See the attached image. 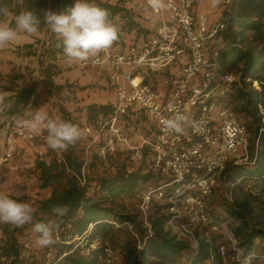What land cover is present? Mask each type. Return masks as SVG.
Here are the masks:
<instances>
[{"label":"trees","instance_id":"obj_1","mask_svg":"<svg viewBox=\"0 0 264 264\" xmlns=\"http://www.w3.org/2000/svg\"><path fill=\"white\" fill-rule=\"evenodd\" d=\"M131 1L93 0L108 10L109 19L119 29V38L110 47L114 51H126L144 41L157 28V17L148 8L136 9L138 5L131 4ZM229 1L223 11L226 29L207 41L205 50L208 56L214 50L218 51L220 73L236 70L239 74L238 81L230 87L227 101L245 127L249 157L241 163L227 162L221 173L222 181L232 184V201L225 197L223 187L215 189L203 200L212 215L227 223L237 248L246 257L264 254V135L258 134L257 116V104L264 105V0ZM73 3L74 0H25L22 6H18L17 0H0V7H8L13 12H18L20 7H29L42 17L45 10L62 11ZM49 34L47 44L43 41L46 46L42 45L38 59L42 81L47 86L45 96L56 88V93L61 95L60 119L77 126L80 115L73 118L64 106L71 103L72 96L79 91L80 85L75 81L65 83L66 80L70 82L73 71L80 69L78 65L76 67L79 61L69 62L59 46L60 38L51 31ZM220 42L224 43L222 48L218 47ZM55 75L62 77L63 82L60 80L56 85L53 82ZM253 81L259 82V90L251 87ZM7 89L13 93L3 103L4 119L14 125L28 109L35 110L41 96L33 84ZM86 107L83 110L84 122L93 124L98 117L111 113L112 103ZM124 124L130 138L143 139V159L132 171L128 170L132 155L130 149L121 152L122 157L112 154L106 161L94 156L84 167L86 180L83 186L76 178L81 175L84 165L76 145L66 150L65 164L55 160L37 162L39 193L27 199L36 209L33 223L61 221L59 241L42 247L52 253L51 264H257L253 257L248 261L230 260L233 256L231 249L227 258L222 259L216 245L221 240L217 241L215 233L204 235L206 226L195 229L197 246L193 248L188 240L170 229L168 205L154 196L146 211L148 225L144 224L140 213L127 211L140 205L144 185L155 188L164 182L165 177L150 168L148 146L154 138L155 125L148 122L142 109L133 108L128 111ZM26 150V147H21L18 157L29 156ZM43 191L49 195L43 196ZM193 194L196 195L195 192ZM9 196L24 202L21 196ZM55 205H66L67 214L62 218L55 216L52 212ZM30 227L33 226L30 224ZM6 229L7 226L0 238L1 254L8 258L3 264H42V252L32 250L27 253L22 248L15 233L22 228H14L10 232Z\"/></svg>","mask_w":264,"mask_h":264},{"label":"built area","instance_id":"obj_2","mask_svg":"<svg viewBox=\"0 0 264 264\" xmlns=\"http://www.w3.org/2000/svg\"><path fill=\"white\" fill-rule=\"evenodd\" d=\"M229 2L225 0V5ZM194 3L195 0H160L161 6L155 7L152 0H144L158 19L155 31L126 51L109 48L83 62L107 71L115 93L111 113L98 117L84 130L93 139L91 142L103 141L101 155L125 151L131 148V138L123 127L125 117L133 106L142 109L148 122L156 128L148 146L150 168L158 171L165 180L145 191L140 208L146 212L154 196L168 205L170 229L188 240L193 248L197 246L195 229L202 225L206 226L204 235L215 233L222 236L223 242L216 243L222 259L227 258L230 248L233 250L231 259L248 261L253 257L257 264H264V254L244 257L227 223L205 208L203 197L220 187L225 190L227 200L232 201V184L223 182L220 176L227 162L247 161L249 144L244 125L227 101L230 87L238 81L239 74L220 73L218 51L214 50L208 56L205 50L207 41L225 31L226 18L222 15L211 21L208 15H196L192 11ZM223 46L222 42L218 45L219 48ZM176 61L180 64L179 73L166 71L161 78L154 76ZM201 70L202 75L198 77ZM251 87L259 90L260 84L253 81ZM177 113L198 122V130L186 127L182 134L166 130L161 124L162 119L174 117ZM257 116L258 134L264 135V105L261 103L257 104ZM27 121L29 119L22 120L15 127L7 125L4 147L0 152L1 165L7 164L14 169L37 165L34 161L13 164L18 140L29 145H34L36 140L46 141L47 132H30L24 126ZM53 151L54 160L65 164L62 150ZM35 152L38 161L48 162L40 148L36 147ZM141 157L140 149L131 155V159ZM83 168L84 165L81 175L76 176L81 186L85 184ZM145 224L148 225L146 220Z\"/></svg>","mask_w":264,"mask_h":264},{"label":"clouds","instance_id":"obj_3","mask_svg":"<svg viewBox=\"0 0 264 264\" xmlns=\"http://www.w3.org/2000/svg\"><path fill=\"white\" fill-rule=\"evenodd\" d=\"M25 0H17L22 6ZM153 6L160 7V0H152ZM220 0H212L213 7ZM11 18V20L9 19ZM46 25L60 40L63 54L72 61H87L92 56L109 49L118 40L119 29L109 19L107 9L100 7L93 0H74V3L62 11H43L42 17L29 7H20L19 11H11L8 7H0V48L19 39L21 33L35 35L41 24ZM169 131L182 134L186 127L198 130L199 124L177 113L174 117L161 121ZM34 134L46 129V142L53 150H67L80 139L81 130L74 124L59 118H49L47 112L38 109L31 120L24 125ZM66 205H55L52 212L57 217L67 214ZM36 209L29 203L18 202L4 192H0V223L12 228L32 225L37 234V245L48 247L57 242L56 235L61 221L36 222Z\"/></svg>","mask_w":264,"mask_h":264},{"label":"rangeland","instance_id":"obj_4","mask_svg":"<svg viewBox=\"0 0 264 264\" xmlns=\"http://www.w3.org/2000/svg\"><path fill=\"white\" fill-rule=\"evenodd\" d=\"M138 6L136 7V9L138 10H146V5L144 4V0L142 1V3L137 4ZM204 6V1L203 0H199L198 5L195 7V10L198 12L197 14H199L200 12H204L206 15L209 16L210 19H219L221 15H223V11L225 8V0H220V3L213 7L212 4V8L208 9L207 7H203ZM49 29L47 27L46 32L42 33L41 30V36L40 39H42L41 41H44L47 44V38L49 37ZM56 35V34H55ZM46 44L44 45V47L46 46ZM45 49V48H44ZM84 61H80V63L76 64V67H80V69H76L79 72V75H75L74 77L70 76V82H68V80L65 81V83L70 84L71 82L75 81L78 85H80L79 87V91L76 94V96H72V102H67V104H65L64 108L69 112V114H71V116H73V118L76 119V117H74L75 115L79 114V123L77 125V127L81 130V137L80 139L75 143V145L77 147H79L80 151H81V159L83 160L84 163V167L86 164H88L90 162V160L95 156L100 158L103 161H106L108 156L114 154L117 155L118 157H122L121 152L123 151H115L113 153H109V154H105L104 156L100 154V147L103 145V141L99 140L97 142H91L93 139L91 138V136L85 132L84 128L86 125H88V123L84 122L83 116H84V109L87 108L86 106L91 105V104H102V103H112L115 100V93H114V88L112 85H110V81L108 79V74H106V72L98 66H91L88 64H83ZM44 65L46 63V59H44ZM78 65V66H77ZM90 68H95L96 70H94L95 75H87V69ZM40 68V72H41ZM33 71V69H32ZM169 71V72H180V64L179 61H176V63L171 64L167 69H165L163 72L158 73L156 75H154L157 78H161L164 75V72ZM203 70H201V72L199 73L198 77H201ZM233 74H237V71L232 70L231 71ZM42 73L41 75H27L26 77V82H29L28 84H33L36 86V90H38L39 95L41 96V99L38 102V105L35 107V110H31L28 109L25 112L24 117H22V119L19 122L14 123V125H10L9 127H15L17 125L20 124V122L22 120H30L32 119V117L34 116V114L36 113V111L38 109L43 110L45 112H47L49 118L52 119H57V118H61L60 114H59V107H61V103H60V99H61V95L59 97V95L56 93V88L54 90L50 91V94L47 96H45V90L47 89L46 84L42 81ZM68 75V74H67ZM13 77V76H12ZM197 77V78H198ZM14 78V77H13ZM13 78H8L5 79V84L2 85V87H13L14 84L18 85L14 80H12ZM62 79V77H61ZM59 75H55L53 78V82L57 85L58 82L61 80ZM63 82V80H61ZM27 84V85H28ZM1 86V85H0ZM83 114V115H82ZM82 115V116H81ZM238 115V114H237ZM82 118V120H81ZM3 119V120H2ZM239 119V116H238ZM2 120V122H1ZM82 121V123H81ZM240 121V119H239ZM241 122V121H240ZM2 123H4V110H0V133H2L3 131V142L0 144V152L2 151L3 147H4V142H5V137L7 134V127L5 126L2 127ZM124 127V125H123ZM125 130V128H124ZM44 132H47L46 129L43 130ZM126 131V130H125ZM127 133V132H126ZM133 138H139V137H131ZM133 144V143H132ZM143 144V142H142ZM141 144V145H142ZM140 145V147L138 148L135 143L134 146H131L130 150H131V154L135 153L136 150L142 148V146ZM27 147L26 149L28 150L29 156H26L25 158L22 157H18V152L20 150L21 147ZM36 147L40 148L43 153L44 156L46 158V160H54V151L48 146L47 142L44 140H36L34 142V145H29L27 142L23 141V140H18V148H17V153L15 155V158L13 160V164H19V163H23V162H30V161H34L35 163L38 162L37 160V154L35 152ZM26 150V151H27ZM23 151V150H22ZM62 153L64 156H66V150H62ZM143 158L141 157V159H129V161L131 162L130 166L128 167L129 171H132L133 169H136V165L137 163H140V161ZM40 171L37 167V165L35 164V166L33 168H25V169H21L19 168H10L7 164H0V192L4 191L5 194L7 195H13V196H21V198H24L22 201H28L27 199H32L35 195H38V177H39ZM83 174L85 176V180H86V168H83ZM9 184L7 185V189H5V186L2 184ZM153 187V186H150ZM150 187H147L144 185L143 187V192L145 193V191H147ZM41 194L44 196H48L49 192L47 191H43L41 192ZM197 194V193H196ZM142 202V200H141ZM141 204V203H140ZM138 208V210L136 209ZM129 213H140V216L142 218V220L144 221L145 224V218L147 217V212H144L139 204L138 206H136L135 208H129L127 210ZM147 211V210H146ZM7 226V229L9 232L12 231L14 228H12L10 225L8 224H3L0 223V238H2L4 232L3 229L4 227ZM16 235L18 236L20 242H21V246L24 249L25 252H29L31 253L32 250H36L38 253H43L42 256L40 257L41 259V263L42 264H51L52 261V253L48 250H44L41 246L37 245L36 240H37V234L33 232L32 227H30V225H25L24 227H22V229L15 231ZM59 232L57 233L58 238L57 241H59L60 236L58 235ZM222 241L223 242V238L221 235L217 236V241ZM1 249V248H0ZM228 250H230V248H228ZM1 250H0V264L6 263L8 261V258H6L5 256H3V254H1ZM153 260V259H152ZM230 260H233L230 258Z\"/></svg>","mask_w":264,"mask_h":264},{"label":"crops","instance_id":"obj_5","mask_svg":"<svg viewBox=\"0 0 264 264\" xmlns=\"http://www.w3.org/2000/svg\"><path fill=\"white\" fill-rule=\"evenodd\" d=\"M142 1L143 0H132L131 4L137 5V4L142 3ZM203 1H204L203 7H207L208 9L212 8V0H203ZM198 2L199 0H195V3L192 8L193 13L196 15L205 14L203 11L197 14L198 12L195 10V7L198 5ZM210 20L214 21L217 19L215 18V19H210ZM41 30H42V33L46 32L47 26L44 25L42 26V28L40 27L38 32L35 35L29 36L25 33H21L19 39H17L16 41L12 43L5 45L3 48H0V85H1L0 86V110L3 109L4 101H6L7 98L13 93L12 90H8L4 86L2 87V85L5 84V79L14 77L12 80H14L18 85L14 84L13 87H17V86L20 87V86H25L29 83V82H26L27 75H41L40 61L38 60L42 52L41 50L42 45L44 46L43 41H41L42 39H40ZM141 42H138V43H141ZM26 45H30L31 47L27 48L28 46L25 47ZM79 63L80 61L78 62V64ZM94 70L96 69L95 68L87 69V75H95ZM105 72L107 74V71ZM71 75L72 77H74L75 75H79L78 70L73 71ZM36 92L39 93L38 90H36ZM29 104L30 103H28V105ZM132 108L139 109L138 107H135V106H133ZM9 122H10L9 120L4 119V123H2L1 126L5 128V126L7 127V125H9ZM3 135L4 134L2 131V133H0V144L3 142ZM142 141L143 139L141 137L133 138V139L131 138L130 144L131 146H134V143H135V145L139 148L140 145L142 144ZM2 184L5 186V189L8 188L7 185L9 184H4V183Z\"/></svg>","mask_w":264,"mask_h":264}]
</instances>
